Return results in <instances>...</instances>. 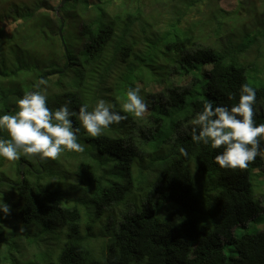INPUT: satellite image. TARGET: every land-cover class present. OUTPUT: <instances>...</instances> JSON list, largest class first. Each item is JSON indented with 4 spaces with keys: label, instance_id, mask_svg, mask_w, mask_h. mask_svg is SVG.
<instances>
[{
    "label": "trees",
    "instance_id": "16d2710c",
    "mask_svg": "<svg viewBox=\"0 0 264 264\" xmlns=\"http://www.w3.org/2000/svg\"><path fill=\"white\" fill-rule=\"evenodd\" d=\"M62 1L57 9L37 0L28 8V18L20 10L12 15L0 9V115L18 111L16 101L33 91L40 78L48 82L41 89L46 88L52 110L70 101L72 110L78 112L87 104L91 111L98 99H104L119 111L127 90L137 85L149 110L140 118L126 114L127 119L110 125L99 137L88 136L81 127L84 151H64L61 159L51 160L64 173L75 171L90 191V201L81 200L86 211L94 212L90 225L122 207L116 216L108 215L112 228L107 240L98 244L81 231L89 223L79 202L72 205L69 195L43 184L45 172L39 170L30 179L24 176L22 182V174L32 170L29 164L40 166V159L21 155L11 162L20 182L12 188L17 200L14 197L9 205L20 210L15 218L22 228L12 218L0 219V248L7 249V260L0 264H264V228L244 233L241 240L235 236L240 223H264V201L255 197L252 183L259 170L255 185L264 198V153L245 169L221 168L215 156L222 149L193 142L189 123L205 101L229 108L238 103L240 86L247 83L256 90L254 120L264 124V30L224 43L227 27L220 22L214 33L221 31L222 36L214 39L201 32L182 34L173 23L174 31L146 39L140 7L113 0ZM30 25L35 27L29 39L34 60L20 53L19 40L27 41ZM13 56L16 62L11 66ZM73 124L80 127L75 117ZM0 137L9 138L4 131ZM26 161L22 171L19 166ZM72 161L78 162L75 168ZM194 167L208 176L202 198L195 192ZM215 176L221 183L216 185ZM5 178L0 176V181ZM4 185L9 183L1 182L0 192ZM213 186L222 187L218 214L206 224ZM227 244H236V257H227ZM29 246L27 259L16 252L23 254Z\"/></svg>",
    "mask_w": 264,
    "mask_h": 264
},
{
    "label": "clouds",
    "instance_id": "9594fccd",
    "mask_svg": "<svg viewBox=\"0 0 264 264\" xmlns=\"http://www.w3.org/2000/svg\"><path fill=\"white\" fill-rule=\"evenodd\" d=\"M47 83L40 78L32 85L33 91L25 92L16 101L18 111L0 115V131H6L9 137H0V157L5 160L16 161L23 155L28 158L38 156L44 161L56 159L64 151L82 153L84 146L79 143L78 135L81 127L88 136L99 137L110 125L127 119L126 114L140 118L147 111L139 85L127 90L126 100L120 103L119 111L104 99H98L91 111L87 104H81L78 112L72 110L70 101L52 110L47 105L46 88L41 89ZM229 99H232L231 95ZM255 104L256 90L247 83L240 86L239 102L230 108L205 101L202 111L189 121L193 142L222 149L215 156L221 168H247L250 162L264 153V147H261L264 124H256L254 120ZM73 117L79 120L80 127H74ZM180 151L184 153L183 148ZM26 163L28 161L21 164L24 169ZM21 178L24 180V174ZM10 211L11 206L0 197V213L7 217Z\"/></svg>",
    "mask_w": 264,
    "mask_h": 264
},
{
    "label": "rangeland",
    "instance_id": "374dc122",
    "mask_svg": "<svg viewBox=\"0 0 264 264\" xmlns=\"http://www.w3.org/2000/svg\"><path fill=\"white\" fill-rule=\"evenodd\" d=\"M4 2L0 3V9H2L5 13H10L14 15V10H20L21 16L24 18H28V8L34 7L37 0H3ZM49 3L59 9V0H46ZM118 5H131L134 8L140 7V17L141 20L140 26L145 28V32L149 38L146 39H155L157 40L159 36H161L166 30L171 29L174 31L175 27L172 25L173 23H177V27L180 29V33L182 34H189L194 33L193 35L200 36L199 32H201L202 36H207L209 38H218L222 36V32H215L214 29L218 27V22H220L223 26L227 27V31H225V39L224 43L227 41H239L240 38L245 35L246 33H254L257 31L264 30V0H113ZM114 4V3H113ZM114 8V6H113ZM46 9L42 11L45 12ZM180 21H178V19ZM12 19V18H11ZM7 21V20H5ZM4 21V24L7 22ZM35 27L30 25V27L25 30V38L27 41L23 42V37L19 40L21 43V54L28 56L30 59L34 60L32 55L29 52L30 42L29 39L35 33ZM137 31V30H136ZM73 35V34H72ZM23 36V35H21ZM218 36V37H216ZM214 41V40H213ZM146 45V41L143 42ZM142 44V45H143ZM261 45L264 46V41H261ZM253 55H251V58ZM16 56H13L9 62V65H13L16 61ZM21 63L24 64L22 60ZM120 68V65L117 69H113V76L116 75ZM115 73V74H114ZM54 92H57V89H54ZM51 109V108H50ZM149 107H147V112ZM6 132V131H4ZM62 155V153H61ZM61 155L57 158L61 159ZM33 157V159H32ZM30 159L32 161L38 162V156H32ZM2 160V164L0 166V176H7V178L3 179L1 182H7L9 185H4V189L1 190L0 197H2L5 201H7L8 197L10 196V201L8 204L14 203V197L17 200L15 189H12L13 186H16L20 181L15 169V166L12 165V161H7L4 158L0 157ZM51 158H47L44 161L40 160L41 165L37 166L36 163L31 162L29 164L32 170L25 172L24 176L30 179L31 177H37V172L42 170L45 172L41 178V182L46 185H50L56 187L58 190H61L63 193L67 194L74 200L75 202H79V207L83 209L85 215L88 216V223L91 217L94 216V212L91 210L86 211L84 206L81 204V200L83 203H88L91 198V193L88 189H86L85 185H82L79 181V178L75 175V171L70 170L69 172H63L62 167H56L54 163L51 161ZM65 164L68 161L63 159ZM78 162L72 161L71 167L75 168ZM69 164V163H68ZM21 166V165H20ZM19 166V167H20ZM54 166L56 169H51ZM64 175H61L63 174ZM195 192L198 198H202L205 194V191L202 190L205 187V183H207L208 176L206 174L199 173L197 169L194 167V170L191 171ZM256 173V175H255ZM53 174H59L57 176H53ZM257 174H261L259 170H255L253 175V191L255 197L260 198L264 201V198L261 197L262 190L257 191V187L255 185V181L258 178ZM9 178V179H8ZM216 181V185L218 184V176L214 177ZM202 181V184L200 183ZM221 183V181H220ZM262 186V184H261ZM222 190L213 188L209 189L212 194L211 201H212V213L207 215V222L206 224H212L218 214V204H217V197L218 193ZM15 192V193H14ZM13 200V201H12ZM199 204L197 203L196 211ZM122 207L117 208V213H113L115 210H110L103 215L101 218L96 219L93 223H89L87 226L86 224L82 225L81 231L85 236H91L93 238V243L100 242V240H107L109 233L108 229L111 227V216H116L119 214V211ZM20 210L16 207H13L10 211V214L7 215L6 219L12 218V220H16V215L19 216ZM108 215H111L108 217ZM4 217L3 213H0V219ZM264 217V214H263ZM18 222V221H17ZM19 227L22 228L21 224L17 223ZM258 227H255L252 223L242 224L240 223L235 230V236H240L237 240H241L247 232H253L254 230H258L259 228H264V223L256 224ZM90 230V231H89ZM6 240H10V235H6ZM21 240V242H25ZM19 243V242H18ZM56 243V242H54ZM44 249V246H40ZM32 252L31 246L27 247L23 250V254L16 250V252L22 257L24 256L25 259L28 258V252ZM6 250L0 248V260L6 259ZM227 257L232 258L238 255L237 246L236 244L225 245L224 248ZM3 252V253H2Z\"/></svg>",
    "mask_w": 264,
    "mask_h": 264
},
{
    "label": "water",
    "instance_id": "95a60500",
    "mask_svg": "<svg viewBox=\"0 0 264 264\" xmlns=\"http://www.w3.org/2000/svg\"><path fill=\"white\" fill-rule=\"evenodd\" d=\"M62 3H65V0L62 1ZM62 30H63V26L61 27L60 31H59V34L61 36V39L63 41V35H62ZM24 169V165H21V170ZM22 182L24 183V180H22Z\"/></svg>",
    "mask_w": 264,
    "mask_h": 264
}]
</instances>
